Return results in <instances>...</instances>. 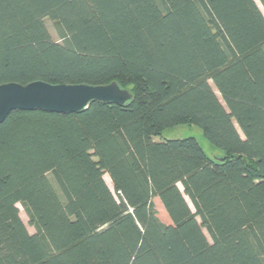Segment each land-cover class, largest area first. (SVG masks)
Segmentation results:
<instances>
[{"label":"trees","instance_id":"trees-1","mask_svg":"<svg viewBox=\"0 0 264 264\" xmlns=\"http://www.w3.org/2000/svg\"><path fill=\"white\" fill-rule=\"evenodd\" d=\"M34 81L116 82L133 99L0 124V264H264L256 0H0V85ZM183 125L225 161L155 140Z\"/></svg>","mask_w":264,"mask_h":264},{"label":"water","instance_id":"water-1","mask_svg":"<svg viewBox=\"0 0 264 264\" xmlns=\"http://www.w3.org/2000/svg\"><path fill=\"white\" fill-rule=\"evenodd\" d=\"M132 99V93L116 82L100 86L54 85L44 81H34L27 85L6 83L0 85V124L16 111L39 110L46 113L72 114L87 110L93 102L126 106Z\"/></svg>","mask_w":264,"mask_h":264},{"label":"rangeland","instance_id":"rangeland-1","mask_svg":"<svg viewBox=\"0 0 264 264\" xmlns=\"http://www.w3.org/2000/svg\"><path fill=\"white\" fill-rule=\"evenodd\" d=\"M256 1H257L260 9L262 10V12L264 14V9L262 8L261 4L259 3L258 0H256ZM46 25H47V28H48L49 32L51 33L52 37L56 41L59 40V38L56 34V31H55V26H54L53 22L46 20ZM215 91H216V89H215ZM186 138H195L197 140V142L200 144V146L202 147V149L204 150V152L216 162H220V160H222L225 156V154L223 152H221L218 149H215L207 141V139L204 137V134H203L201 129H199L195 126H192V125H183V126H180L177 128L166 129L161 133V136L155 138V140L160 142V141H165V140H179V139H186ZM104 178H105L107 185L110 187L111 190H113V186H112L110 178L107 175H105ZM180 189L183 190L181 185H180ZM187 201H188L190 207L192 208V210L194 211V208H193L192 204L190 203V201L188 199H187ZM154 203H155V208L159 212V217H160L161 221L166 223V224H169V220L167 219V217H166V215L162 209V206L159 204V202L157 200H154ZM18 208L20 210V217H21L22 221L24 222L27 230L29 231L30 234H35L36 230L30 225L29 217L26 214L24 208L20 204H18ZM204 233H205L206 237L208 238V240L211 241V238H210L208 232L206 230H204Z\"/></svg>","mask_w":264,"mask_h":264}]
</instances>
